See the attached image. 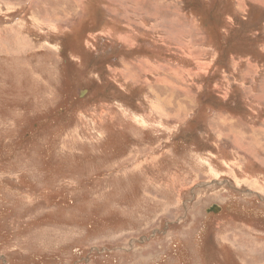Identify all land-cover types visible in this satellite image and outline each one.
I'll return each instance as SVG.
<instances>
[{"label": "rangeland", "instance_id": "rangeland-1", "mask_svg": "<svg viewBox=\"0 0 264 264\" xmlns=\"http://www.w3.org/2000/svg\"><path fill=\"white\" fill-rule=\"evenodd\" d=\"M263 221L264 0H0V264H264Z\"/></svg>", "mask_w": 264, "mask_h": 264}, {"label": "flooded vegetation", "instance_id": "flooded-vegetation-1", "mask_svg": "<svg viewBox=\"0 0 264 264\" xmlns=\"http://www.w3.org/2000/svg\"><path fill=\"white\" fill-rule=\"evenodd\" d=\"M220 211H221V209H220ZM246 221H247V224L250 226V229H251V212H250V215L248 216V218L246 219ZM261 224H262V226H264V221ZM249 241L250 240H248L247 243L250 246ZM225 251L228 253L227 256L230 257L235 262V264H247L246 263L247 259L240 258L237 253L238 252H249L250 250H247V249H244V250H241V249L232 250L236 254V257H234V255L231 257V255L229 253V249H226ZM240 255L241 256H246V255H243V254H240ZM237 257H238V260H237Z\"/></svg>", "mask_w": 264, "mask_h": 264}, {"label": "water", "instance_id": "water-1", "mask_svg": "<svg viewBox=\"0 0 264 264\" xmlns=\"http://www.w3.org/2000/svg\"><path fill=\"white\" fill-rule=\"evenodd\" d=\"M219 209V206H217L216 204H213L212 206H210L209 208H207V211H217Z\"/></svg>", "mask_w": 264, "mask_h": 264}, {"label": "bare ground", "instance_id": "bare-ground-1", "mask_svg": "<svg viewBox=\"0 0 264 264\" xmlns=\"http://www.w3.org/2000/svg\"><path fill=\"white\" fill-rule=\"evenodd\" d=\"M73 1V0H72ZM141 25V24H140Z\"/></svg>", "mask_w": 264, "mask_h": 264}]
</instances>
